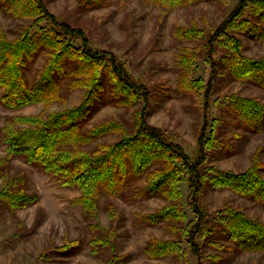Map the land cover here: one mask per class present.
I'll return each instance as SVG.
<instances>
[{
    "label": "trees",
    "instance_id": "16d2710c",
    "mask_svg": "<svg viewBox=\"0 0 264 264\" xmlns=\"http://www.w3.org/2000/svg\"><path fill=\"white\" fill-rule=\"evenodd\" d=\"M169 1L177 6L184 0ZM0 14L21 21L13 38L0 23V100L5 106L21 109L44 104L49 109L54 104H67L77 90L85 93L79 105L11 116L0 124V145L6 146V154L0 158V176L5 182L0 202L20 208L37 201V196L28 192L24 176L13 177L10 173L12 161L22 157L62 176L68 186H78L82 194L77 202L88 220L95 221V228H101V192L126 199L131 179L145 178L148 192L167 202L147 220L152 225H182L180 240L149 241L146 253L152 258L189 255L197 264H206L207 259L216 262L219 256H206L205 246L224 248L226 244L220 239L240 252H264V223L230 204L215 212L204 205L209 187L229 189L264 205V161L260 151L253 154L252 164L245 171L208 164L209 152L218 142L210 110L220 79L227 75L264 89V54L250 57L244 46L246 38L264 41V0H238L202 44L204 56L198 49L189 51L190 57L188 53L179 56L187 89L205 92L204 123L192 153L166 130L150 123V88L130 71L125 60L93 46L85 28L52 13L46 0H0ZM176 33L187 41L205 36L196 24L178 28ZM40 60L41 69L33 70ZM201 60L210 66V76L200 88L197 83L201 79L194 74ZM109 99L118 106L140 105L130 128L116 119L92 122L97 108ZM224 105L248 129H264V102L260 98L231 94ZM108 136L117 139L109 142L105 140ZM107 211L111 227L98 241L112 248L121 212L114 202L109 203ZM107 264L115 263L110 260Z\"/></svg>",
    "mask_w": 264,
    "mask_h": 264
},
{
    "label": "rangeland",
    "instance_id": "374dc122",
    "mask_svg": "<svg viewBox=\"0 0 264 264\" xmlns=\"http://www.w3.org/2000/svg\"><path fill=\"white\" fill-rule=\"evenodd\" d=\"M46 2L52 13L85 28L93 46L112 51L127 62L130 71L152 93L150 123L166 130L192 153L204 123L205 92L202 89L198 94L187 89L181 77L183 69L179 56L195 49L204 56L206 51L202 44L238 0H184L175 4L177 6L168 4L169 0ZM0 23L10 38L16 36L21 26L20 20L8 14H0ZM193 24L204 30L205 36L187 41L176 33L178 28H189ZM244 46L245 54L250 57L264 54V41L246 38ZM190 55L188 53L187 57ZM42 62L40 60L33 70H40ZM199 64L194 75L201 79L197 83L201 88L209 80L210 66L202 60ZM63 84L66 86V81ZM216 86L210 118L218 142L209 152L208 164L234 172L245 171L252 164L256 151L262 153L264 161V129H248L224 103L231 94L257 97L264 102V89L227 75ZM84 95V90H77L70 95L67 104H54L49 109L44 104L12 109L0 100V124L11 116L35 115L79 105ZM219 101L223 105L218 104ZM139 107L138 103L130 107L118 106L109 99L97 108L92 122L116 119L130 128ZM116 139V136H108L105 140L114 142ZM5 152L6 146L1 144L0 158ZM9 170L13 177L24 176L28 192L35 194L37 201L20 208L0 202V264H107L110 260L115 264H197V260L189 255L188 258H152L146 253L151 239L180 240L182 225L174 222L152 225L147 220V216L156 213L167 202L160 195L148 192L145 178L131 179L126 188V199L101 192L99 220L105 230L102 226L97 227L101 230L98 232L95 221L88 220L83 206L77 202L82 194L78 186H68L62 176L48 172L39 164H30L22 157H15ZM3 183L0 176V190ZM204 199V205L212 212L230 204L264 223L263 204L229 189L209 187ZM110 202H114L121 212L116 234L112 237V248L104 243L100 245L98 241L111 227L107 211ZM220 240L226 244L224 248L215 244L205 246L206 256H219L216 262L207 259L206 264H264V252H240ZM70 243L73 244L69 246Z\"/></svg>",
    "mask_w": 264,
    "mask_h": 264
}]
</instances>
